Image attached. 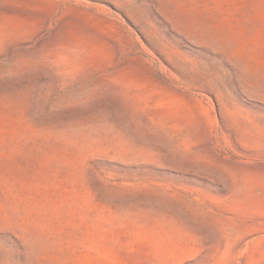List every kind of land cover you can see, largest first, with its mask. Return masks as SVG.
Segmentation results:
<instances>
[{
  "label": "rangeland",
  "instance_id": "obj_1",
  "mask_svg": "<svg viewBox=\"0 0 264 264\" xmlns=\"http://www.w3.org/2000/svg\"><path fill=\"white\" fill-rule=\"evenodd\" d=\"M0 264H264V0H0Z\"/></svg>",
  "mask_w": 264,
  "mask_h": 264
}]
</instances>
